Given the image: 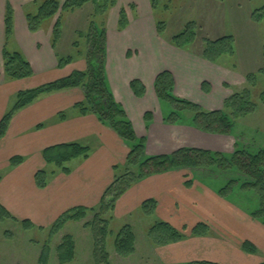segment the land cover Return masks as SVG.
I'll return each mask as SVG.
<instances>
[{
	"label": "crops",
	"instance_id": "0c3cea01",
	"mask_svg": "<svg viewBox=\"0 0 264 264\" xmlns=\"http://www.w3.org/2000/svg\"><path fill=\"white\" fill-rule=\"evenodd\" d=\"M41 1L0 0V120L14 105L18 93L66 78L73 72L87 71V54H79L69 64L58 66L61 57L57 49L63 35L52 48L55 17L42 22L35 33L28 30L26 15L35 14ZM6 6L12 9V35L8 39L4 22ZM139 6L143 10L141 14L137 12ZM111 9L112 18L106 17V25L102 22L104 82L123 109L136 138L144 140L145 155H170L181 148L232 154L238 145L234 132L226 136L198 131L191 125L189 113L180 114L175 124L165 123L172 108L157 99L154 82L160 73L169 72L174 82V97L197 104L205 111H218L232 94L230 85L245 83L243 77L227 71L218 61L205 60L203 46L201 50L193 48L195 40L177 48L172 45L173 37L166 36V29L159 35L149 0H117ZM122 9L126 17L124 28L119 26ZM79 10L70 12V16ZM4 49L19 52L30 64L32 76L5 79ZM226 76L232 81H227ZM133 81L144 89L141 98L130 88ZM83 101L81 88L43 95L17 111L8 124L0 139V206L17 222L29 221L33 228L46 231L74 208L96 209L114 180V168L125 166L128 145L96 115H80L74 106ZM146 114L150 115L149 120ZM61 115L64 119H60ZM63 144H79L89 149L86 159L77 158L67 163L68 174L47 165L42 156L46 148ZM14 157L21 158L22 163L11 167L9 161ZM38 171L48 173L44 189L35 185L34 176ZM190 171L178 169L148 176L131 185L116 201L109 230L113 234L112 226H118L117 230L131 227L135 251L132 256L121 258L112 249V253L108 252L111 264L113 260L128 261L138 254L133 218L138 215V219H142L140 208L148 200L156 204L153 215H143L149 221L148 229L155 222H165L185 234L182 241L164 247L145 244L146 255L156 264L264 262V255L259 256L260 251L264 254V225L232 200L220 197L214 185L201 181L199 174ZM70 224L73 223L64 225V232ZM198 224L205 225L208 232L202 237L191 236V229ZM244 242L252 244L256 253H245Z\"/></svg>",
	"mask_w": 264,
	"mask_h": 264
},
{
	"label": "trees",
	"instance_id": "16d2710c",
	"mask_svg": "<svg viewBox=\"0 0 264 264\" xmlns=\"http://www.w3.org/2000/svg\"><path fill=\"white\" fill-rule=\"evenodd\" d=\"M90 2L96 6V13L103 15L109 8L115 6L117 0H103L102 4L99 3V0H65L62 4H60L59 0H43L37 6L35 14L28 13L26 15L28 30L31 33H35L45 20L54 18L61 12H73ZM261 10H264V8L258 11ZM119 17V26L124 28L126 26V17L123 9L120 10ZM60 18L58 17L53 26L52 48L56 47L61 37L62 23ZM4 22L5 37L8 39L12 35V9L9 6H6ZM195 28L194 23H187L180 33L173 36L172 45L181 48L184 46L183 44L192 43L195 39ZM99 29L98 32L97 28L94 27V35L89 45L90 50L86 55L88 66L86 72H73L66 78L42 85L33 90L18 93L16 102L0 120L1 139L5 135L8 124L14 114L30 105L38 97L66 89L81 88L84 92V101L76 104L74 109L80 115H86L87 113L96 115L102 124L110 127L129 147L125 166L114 168L116 172L114 180L103 193L98 207L96 209L74 208L65 212L51 226L50 237L58 234L66 223L81 222L88 214H93V218L83 226L91 232L93 262L94 264H111L107 251V238L111 234L109 222L112 219L116 201L137 181L151 175L178 169L200 171L199 177L201 181L214 185L216 193L220 197L232 200L236 205L244 209L252 219L258 220L264 225V149L253 152L239 148L236 145L234 152L227 155L200 149L181 148L170 155L146 156L144 140L136 138L132 125L123 109L114 101L106 89L103 72L105 30L102 25ZM164 30V23H158V34L161 35ZM232 43V37H225L211 42L207 41L203 47V57L209 62L216 61V59L207 56L209 50H212L217 57L222 54L233 55ZM71 61L72 57L59 58L58 66H65ZM3 68L4 78L7 80L24 79L33 74L30 64L19 52H8L6 49L3 50ZM261 71L264 70L259 71L262 74ZM244 79L249 87L254 86L257 81L256 74H248ZM173 86V78L169 72L160 73L154 82L157 99L168 103L172 108L164 119L167 124H175L180 119V114L189 113L191 115V125L198 131L210 135L227 136L232 132L236 117L256 111V106L250 99L248 88L227 98L223 103L222 110L205 111L197 104L174 97L172 94ZM205 87L204 85V89L207 92V87ZM130 88L136 97L141 98L143 96L144 89L139 82H131ZM261 98L263 97L261 96ZM60 117V119H64V115ZM145 118L149 120L150 115L146 114ZM88 154L89 149L87 147L79 144H63L46 148L42 156L47 165H54L61 169L64 174H68L70 170L67 163L77 158L86 159ZM21 163L22 159L19 157H14L9 161L11 167H16ZM229 173H235L241 179L231 176L228 178L227 174ZM219 174L222 175L220 176ZM226 176L228 179L224 182L223 178ZM47 178L48 173L46 171H38L34 176L35 185L39 189H44L47 184ZM155 207V202L148 200L143 202L140 210L143 215L151 216ZM0 219L17 222L2 206H0ZM19 224L27 229L33 228L29 221H21ZM207 232L208 228L205 225L198 224L191 229L190 235L202 237ZM147 235L155 247H164L180 242L185 238L183 231L175 229L165 222H155L148 229ZM113 238L112 246L117 256L128 258L134 254L135 236L131 227H122L116 234H113ZM242 250L247 254L256 253L255 247L248 242H244ZM56 252L60 264L73 262L75 258L73 238L67 235L63 237L62 242L56 247ZM49 253L50 248L45 245L39 258L42 264L47 263ZM188 264L215 263L191 262ZM261 264H264V262Z\"/></svg>",
	"mask_w": 264,
	"mask_h": 264
},
{
	"label": "rangeland",
	"instance_id": "374dc122",
	"mask_svg": "<svg viewBox=\"0 0 264 264\" xmlns=\"http://www.w3.org/2000/svg\"><path fill=\"white\" fill-rule=\"evenodd\" d=\"M59 1L62 4L65 0ZM99 3L102 4L103 0H99ZM149 3L154 22L164 23L166 36L169 38L180 33L184 28L182 25L194 23L196 28L193 48L196 50H201L207 41L233 38V55L222 54L217 57L212 50H209L207 56L216 59L227 71L237 73L243 79L248 74H256L257 81L252 87L246 82L230 85L229 90L232 94L248 88L250 99L256 106V111L234 119L232 132L239 148L253 152L264 149V71H261L262 74L259 73L260 70H264V10L258 11L264 8V0H149ZM141 6L137 8L139 14L143 13ZM112 12L113 9L109 8L103 15H99L96 13L94 3L90 2L73 16L68 12L56 15L55 20L61 16L62 23L63 38L57 49L60 57L74 58L79 54H88L94 27L99 32L102 22L105 25L107 23L106 17L112 18ZM132 16L136 18L135 13ZM225 79L232 81L228 80V76ZM190 172L200 173L192 170ZM227 176L241 179L235 173H229ZM227 176L223 178L224 182L227 181ZM137 216L133 218V222L135 221L138 254L128 261L113 260L112 264H156L154 259L145 253L147 248L145 244H152L147 235L149 221L143 213L140 214L142 219H138ZM92 218L93 214H88L83 221L70 224L65 232L63 228L51 237L50 228L46 231L40 228L27 229L22 227L20 222L17 224L11 220L0 219V264H42L39 258L45 245L50 248L46 264H60L56 247L66 235L71 236L75 243V259L69 264H94L91 232L83 228ZM117 229L118 226H112L113 234L118 232ZM111 234L107 238V251L112 253L114 238ZM263 255L260 251L259 256L263 257Z\"/></svg>",
	"mask_w": 264,
	"mask_h": 264
}]
</instances>
